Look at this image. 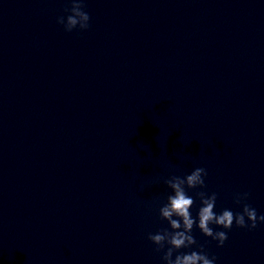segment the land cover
Wrapping results in <instances>:
<instances>
[{
	"label": "clouds",
	"instance_id": "obj_1",
	"mask_svg": "<svg viewBox=\"0 0 264 264\" xmlns=\"http://www.w3.org/2000/svg\"><path fill=\"white\" fill-rule=\"evenodd\" d=\"M69 2L70 8L65 9L69 14L66 17H58L57 23L62 25L66 32L76 29L87 30L90 27L91 17L85 11V0H69ZM206 176V169L197 167L184 177L173 175L164 180L173 194L168 195L167 203L159 208V215L162 220L168 222L171 231L163 229L148 235V239L156 245L155 251L163 252L164 264H215L216 257L209 258L202 248L199 252L179 253L180 249L191 248L197 244L192 235L194 226L204 236L216 241L217 247H223L228 239L227 231H215L210 225L231 230L235 224L238 228L253 230L257 228L258 224L264 223V214L258 215L256 209L246 202L249 198L247 192L237 193L234 197V202L242 205V211L234 213L229 209H224L217 214L214 211L217 194L199 191L196 196L199 198L201 206L194 218L190 209L195 200L187 194L185 189L186 187L188 189L205 188L204 177ZM174 253L177 254L173 259Z\"/></svg>",
	"mask_w": 264,
	"mask_h": 264
}]
</instances>
